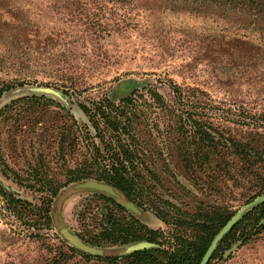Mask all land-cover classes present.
Segmentation results:
<instances>
[{"label":"rangeland","instance_id":"rangeland-1","mask_svg":"<svg viewBox=\"0 0 264 264\" xmlns=\"http://www.w3.org/2000/svg\"><path fill=\"white\" fill-rule=\"evenodd\" d=\"M97 14L103 23L95 26L89 19ZM209 14L173 7L166 0H135L124 10L93 0H0V90L10 85L0 94V264H105L97 257L108 255L90 254L95 258L87 260L72 250L76 246L62 229L87 237L109 223L108 212L129 218L102 197H117L113 185L85 179L63 186L49 203L50 226L43 211L33 216L29 209L9 205L5 195L10 192L35 207H46L50 191L39 190L41 183L64 181L69 168L93 153L87 144L91 123L80 103L91 105L104 96L118 103L137 90L128 136L140 158L146 203H134L140 213L127 208L161 231L165 242L143 241L170 247L182 231L194 235L174 219L200 207L228 205L239 210L247 204L236 192L225 195V188L209 189L204 180L197 183L187 166L189 152L197 154L194 167L204 179L211 166L195 149L187 111L203 119L209 112L216 122L231 127L234 119L251 121L246 116L253 112L263 115L264 124V30ZM171 81L208 91L216 108L181 104ZM154 90L164 100H155ZM34 95L53 101L44 124L35 122L37 106L17 102ZM64 106L86 139L65 154L57 134ZM100 127L105 129L103 123ZM36 181L38 186H31ZM158 210L174 219L166 222ZM244 230L239 228L238 234ZM133 243L98 247L117 252ZM210 264H264V229L243 243L222 246Z\"/></svg>","mask_w":264,"mask_h":264},{"label":"trees","instance_id":"trees-1","mask_svg":"<svg viewBox=\"0 0 264 264\" xmlns=\"http://www.w3.org/2000/svg\"><path fill=\"white\" fill-rule=\"evenodd\" d=\"M135 0H93L101 5L110 4L112 9H126ZM173 7H182L196 12L210 13L220 19L234 21L244 26H253L254 30H264V0H166ZM120 18V17H119ZM114 19V18H113ZM92 25H101L103 18L97 14L89 19ZM176 94V99L181 104H188L191 108L203 105V107L215 109L213 97L201 87L180 85L174 81L170 82ZM6 84L0 90V94L9 89ZM134 90L130 95L120 99L117 103L114 99L104 96L95 100L92 104L80 103L81 108L88 116L91 125L87 131V144L92 145L93 153H90L76 166L67 170L65 180L60 182L43 181L39 190L50 191L49 198L43 203L46 207H35L27 201L6 192L9 205L20 207V210L29 209L33 216L41 214L46 218L45 222L51 225L52 216L49 203L63 186L69 183L82 181L85 179H98L113 185L122 195L140 207H144L146 200L145 184L140 180L138 170L139 156L132 149L129 140L132 132L131 112L135 105ZM153 97L157 101H162L163 96L153 91ZM37 106L39 113L35 122L46 123L51 114L52 100L45 96H22L17 102ZM191 104V105H190ZM27 107V106H26ZM64 112L60 116L57 126L59 137V147L62 153H67L78 143L84 142L82 129L74 115L65 106ZM195 110V109H193ZM191 120L192 137L195 149L201 153L202 162L210 159L211 166L206 179L199 175L194 167V158L197 154L188 153L189 160L187 166L197 183L206 182L209 189L225 188V195L238 193L244 203H249L255 197L264 193V124L260 123L263 115L248 112L251 119H234L235 126L231 127L224 123L216 122L214 114L206 113L207 119L196 117V111H187ZM135 114V113H133ZM197 116L198 113H196ZM55 117V116H54ZM181 117V115H180ZM241 118V117H240ZM54 119V118H53ZM55 121V119H54ZM60 123V124H59ZM100 123L105 125V129L100 127ZM56 122H53V126ZM76 125V128L74 126ZM97 136H100L97 141ZM110 146V147H108ZM105 151L108 155L103 154ZM194 155V156H193ZM213 158V161H212ZM202 164V163H201ZM204 180V182H203ZM38 181L31 186L36 187ZM232 185V186H231ZM230 187V188H229ZM41 188V189H40ZM228 188V189H227ZM38 189V188H37ZM102 197L113 202L122 212H128L129 218L123 215H115L108 212L109 223L103 222L101 230L92 236H83L82 239L91 245H122L132 242L148 240L163 244L165 240L163 233L149 227L126 206L116 201L112 196L102 194ZM237 209H231L228 205L200 207L196 212L190 213L186 218L175 220L168 217V213L158 210L157 215L165 220L174 223L179 228H191L194 231L192 237L184 235V232L175 236L170 247H148L140 249L123 256L97 257L105 264H200L205 252L212 243L214 237L222 227L236 214ZM36 220L37 217H32ZM264 203H261L245 213L243 217L233 226V228L221 239L218 247L212 254L210 261L222 246H229L232 242L240 240L241 243L247 241L252 235L264 229ZM36 223V222H35ZM251 227L250 230H248ZM245 229L242 234H238V229ZM170 242V241H167ZM83 258L90 260L95 258L84 251L71 247Z\"/></svg>","mask_w":264,"mask_h":264},{"label":"water","instance_id":"water-1","mask_svg":"<svg viewBox=\"0 0 264 264\" xmlns=\"http://www.w3.org/2000/svg\"><path fill=\"white\" fill-rule=\"evenodd\" d=\"M116 191H117V194H116L117 197L112 196L113 198H115L118 202H120L124 206L133 209V211L137 213H140L139 208L132 201L126 199L119 190L116 189ZM261 203H264V193L255 197L249 203L241 207L236 212V214L222 227V229L214 237L212 243L210 244L207 251L205 252L200 264H207L210 261L212 254L218 247V244L221 241V239L233 228V226L243 217L245 213H247L248 211H250L251 209H253L254 207H256L257 205ZM263 221L264 219L261 222ZM62 233L71 242V244L76 246L78 249L83 250L92 255H97V256H104V255L112 256L113 254L117 252L118 253L122 252L123 254H127V253H132L134 251L148 248V247L155 245L154 243H151L148 241H140L137 243H133L121 250H118L117 252H113V251L109 252L105 248L93 246L85 242L80 236L72 233L68 228H63Z\"/></svg>","mask_w":264,"mask_h":264},{"label":"bare ground","instance_id":"bare-ground-1","mask_svg":"<svg viewBox=\"0 0 264 264\" xmlns=\"http://www.w3.org/2000/svg\"><path fill=\"white\" fill-rule=\"evenodd\" d=\"M71 187V186H70ZM74 190V189H73ZM73 190H71V191H73ZM64 191V190H63ZM68 194V193H67ZM60 196V195H59ZM63 197H65V196H63ZM59 198V197H58ZM60 203V202H59ZM61 203H62V200H61Z\"/></svg>","mask_w":264,"mask_h":264}]
</instances>
